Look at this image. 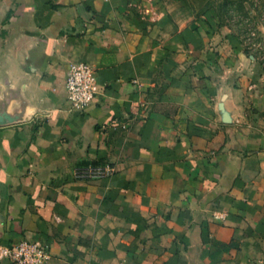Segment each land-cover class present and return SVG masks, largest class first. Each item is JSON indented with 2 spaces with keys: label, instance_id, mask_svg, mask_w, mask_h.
I'll return each instance as SVG.
<instances>
[{
  "label": "crops",
  "instance_id": "obj_1",
  "mask_svg": "<svg viewBox=\"0 0 264 264\" xmlns=\"http://www.w3.org/2000/svg\"><path fill=\"white\" fill-rule=\"evenodd\" d=\"M176 4L0 0V244L46 242L43 264H264L262 69ZM76 62L95 69L85 111L65 99ZM90 163L115 172L73 176Z\"/></svg>",
  "mask_w": 264,
  "mask_h": 264
},
{
  "label": "rangeland",
  "instance_id": "obj_2",
  "mask_svg": "<svg viewBox=\"0 0 264 264\" xmlns=\"http://www.w3.org/2000/svg\"><path fill=\"white\" fill-rule=\"evenodd\" d=\"M176 9L195 20L215 17L218 29L237 43L245 61L260 65L264 79V0H177Z\"/></svg>",
  "mask_w": 264,
  "mask_h": 264
},
{
  "label": "built area",
  "instance_id": "obj_3",
  "mask_svg": "<svg viewBox=\"0 0 264 264\" xmlns=\"http://www.w3.org/2000/svg\"><path fill=\"white\" fill-rule=\"evenodd\" d=\"M65 99L68 105L85 111L96 95L95 69L87 62L68 65L64 78ZM115 169L110 164H85L73 168V176L80 180L110 177ZM50 258V247L46 242L24 237L7 245L0 244V259L11 264H43Z\"/></svg>",
  "mask_w": 264,
  "mask_h": 264
},
{
  "label": "water",
  "instance_id": "obj_4",
  "mask_svg": "<svg viewBox=\"0 0 264 264\" xmlns=\"http://www.w3.org/2000/svg\"><path fill=\"white\" fill-rule=\"evenodd\" d=\"M4 120L0 117V122H3Z\"/></svg>",
  "mask_w": 264,
  "mask_h": 264
}]
</instances>
